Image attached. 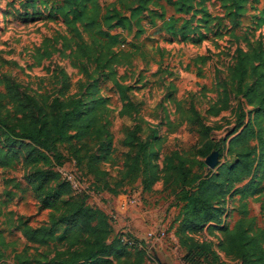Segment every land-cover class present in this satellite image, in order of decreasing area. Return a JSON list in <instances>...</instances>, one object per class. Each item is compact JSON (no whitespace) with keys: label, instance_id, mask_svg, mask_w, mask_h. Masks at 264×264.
Wrapping results in <instances>:
<instances>
[{"label":"rangeland","instance_id":"obj_1","mask_svg":"<svg viewBox=\"0 0 264 264\" xmlns=\"http://www.w3.org/2000/svg\"><path fill=\"white\" fill-rule=\"evenodd\" d=\"M62 1L0 0L1 71L20 84L22 90L36 91L47 99L56 96L61 88L53 78L54 73L66 72L72 84L71 94L79 91L77 83L83 78L81 66L70 57L72 50L65 43L71 38V31L62 17L53 13ZM98 1L104 11L116 9L127 17L135 4L134 0ZM192 3L193 9L188 13H179L166 4L151 6L136 17L138 24L133 20L131 25L112 32L119 38L112 51L122 55L124 63L117 67L118 78L131 88L129 97L138 112H124L113 85L100 79L101 95L106 99L104 117L109 122L112 139L106 160L89 163L90 155H100V141L71 138L60 143L55 154L49 153L44 160L31 164L16 160L10 168L0 167V229L8 245L0 264H48L56 250H67L71 239L39 247L30 245L20 230L21 221L34 228L49 224L52 211L44 207L43 200L59 183L71 187V194L60 200L65 204L57 206L60 210L65 209L62 206L66 207V203L86 197L90 207L111 217L114 235L129 234L130 238L125 236L126 239L143 244L128 246L131 261L138 250H143L145 264H161V258H167L171 264H183L184 249L175 235L178 227L175 220L180 213V181L175 170L178 158L192 173L206 174L210 170L205 164L208 156L203 155L207 144L223 150L222 158L220 150H213L219 152L218 166L234 162L235 155L247 149L242 145L232 152L228 150V137L237 120L234 93L227 109L217 115H212L209 109L218 101L219 83L229 84V89L234 91L229 69L235 62L237 46L246 51L260 44L264 46V0L247 1L240 27L235 31L225 19L226 0H192ZM27 13L39 16L24 18ZM186 21L191 29L186 37L166 29L167 23L177 29ZM95 32L84 33V37L89 39ZM101 46L107 44L101 42ZM192 55L208 56L210 60L205 65H193ZM88 66L94 72L95 65ZM199 69L202 75L198 74ZM192 106L201 114L207 131L201 132L200 123L193 118ZM246 109L250 108L246 106ZM136 126L141 129L135 144L128 145L129 135ZM141 143H149L150 151L157 153L153 159L158 165L156 178L143 168L128 171ZM250 145H257V141ZM38 170L55 176L48 185L40 187L32 178ZM263 171L264 167L259 170V176ZM66 174L79 182L78 188L71 185ZM261 187L264 189V175ZM239 201L238 196L228 199L224 224L233 226L239 219ZM246 201L257 227L264 229V190ZM157 231L166 232L162 241L149 238L150 233ZM204 235L218 242L221 233ZM220 253L224 264H239Z\"/></svg>","mask_w":264,"mask_h":264},{"label":"trees","instance_id":"obj_2","mask_svg":"<svg viewBox=\"0 0 264 264\" xmlns=\"http://www.w3.org/2000/svg\"><path fill=\"white\" fill-rule=\"evenodd\" d=\"M247 1L226 0L225 19L229 21L231 30L240 27ZM134 3V7H130L129 17L116 9L104 11L98 0H63L62 5L53 11L62 17L71 31V38L66 39L65 43L72 50L70 57L77 66H81L83 74L77 83V93H70L72 84L63 70L53 75L61 88L56 91V96L47 99L36 91L30 93L27 89L22 90L20 84L2 73L0 66V84L3 85L0 91L1 168H10L16 160L26 164L44 160L49 153L55 154L60 143L71 138L101 142L98 149L100 155H90L89 163L109 157L112 139L109 122L104 117L106 99L101 95L100 79L113 85L123 102L124 112H138L129 97L131 88L118 78L117 67L124 63L122 55L112 51L119 40L112 32L131 25L133 20L138 24L136 17L151 6L166 4L179 13H188L193 9L192 0H134ZM38 16L37 13H27L23 17ZM189 24L186 21L183 27L176 29L167 23L166 29L186 37L191 30ZM95 30L89 39L84 37V33ZM101 42L107 46L100 47ZM234 59L229 69V81L234 91L229 89V84L219 83L218 101L210 107L209 112L217 115L227 109L233 92L237 101V120L228 137V150L232 152L242 145L247 149L237 153L234 162L221 164L206 174L192 173L178 158L175 170L180 181V213L175 220L178 224L175 235L180 248L184 249L183 264H224L220 252L239 264H264V229L257 227L246 201L264 190L261 187L264 171L259 176V170L264 167V46L260 44L248 51L237 46ZM209 60L208 56L199 55L190 58L193 65H205ZM91 63L95 65L94 72L88 66ZM198 74L202 75V69L198 70ZM246 106L250 109L247 110ZM191 112L194 120L200 123L201 132L207 131L204 119L194 106ZM140 129V126H136L130 133L128 145L135 144ZM73 131L75 135L72 136ZM254 141H257V145L251 147ZM150 148L149 143L139 144L136 156L128 166L129 172L143 168L156 178L158 165L154 164L153 159H156L157 153L150 151ZM214 149L220 150L222 158L223 150L212 143L206 145L203 155L209 156ZM54 176L55 173L38 170L32 178L33 182L44 187ZM51 193L43 200L44 207L52 211L49 224L34 228L21 221L19 227L26 241L34 246L45 247L54 241L72 240L66 251L56 250L48 264L146 263L143 250H138L134 261L130 260L132 253L128 246L143 244L138 240H133V245L125 243L123 239L125 236L130 238L129 234L114 235L111 217L90 207L86 197L72 204L66 203V207L62 206L65 208L63 210L57 207L63 196L71 194L69 184L59 183L51 189ZM234 196L240 198L239 219L230 226L224 224V219L227 217V201ZM215 231L221 233L218 242L204 235L214 236ZM7 247L4 231L0 229V263Z\"/></svg>","mask_w":264,"mask_h":264},{"label":"built area","instance_id":"obj_3","mask_svg":"<svg viewBox=\"0 0 264 264\" xmlns=\"http://www.w3.org/2000/svg\"><path fill=\"white\" fill-rule=\"evenodd\" d=\"M66 178L71 183V185L73 187L78 188L79 182H77L72 175L66 174ZM165 236H166V232L165 231H157L156 233H150L149 234V238H151L154 241H158V242L162 241ZM127 239L124 237L123 240H124L125 243H128L129 245H133L134 244L132 239H128V240Z\"/></svg>","mask_w":264,"mask_h":264},{"label":"water","instance_id":"obj_4","mask_svg":"<svg viewBox=\"0 0 264 264\" xmlns=\"http://www.w3.org/2000/svg\"><path fill=\"white\" fill-rule=\"evenodd\" d=\"M205 164L210 170H214L219 164V152H213L210 154L205 160ZM161 264L165 263L161 260Z\"/></svg>","mask_w":264,"mask_h":264},{"label":"crops","instance_id":"obj_5","mask_svg":"<svg viewBox=\"0 0 264 264\" xmlns=\"http://www.w3.org/2000/svg\"><path fill=\"white\" fill-rule=\"evenodd\" d=\"M161 260L163 261V263L165 264H171L170 261L167 258H161ZM173 264V263H172Z\"/></svg>","mask_w":264,"mask_h":264}]
</instances>
